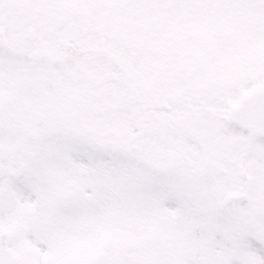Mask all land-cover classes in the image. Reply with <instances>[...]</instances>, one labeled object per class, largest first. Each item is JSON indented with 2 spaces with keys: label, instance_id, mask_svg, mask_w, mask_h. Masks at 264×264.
<instances>
[{
  "label": "snow or ice",
  "instance_id": "6c2138e0",
  "mask_svg": "<svg viewBox=\"0 0 264 264\" xmlns=\"http://www.w3.org/2000/svg\"><path fill=\"white\" fill-rule=\"evenodd\" d=\"M0 264H264V0H0Z\"/></svg>",
  "mask_w": 264,
  "mask_h": 264
}]
</instances>
